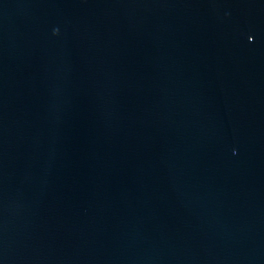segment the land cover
<instances>
[{
    "label": "water",
    "instance_id": "water-1",
    "mask_svg": "<svg viewBox=\"0 0 264 264\" xmlns=\"http://www.w3.org/2000/svg\"><path fill=\"white\" fill-rule=\"evenodd\" d=\"M0 264H264V0H0Z\"/></svg>",
    "mask_w": 264,
    "mask_h": 264
}]
</instances>
